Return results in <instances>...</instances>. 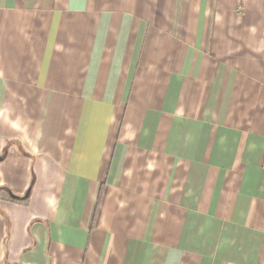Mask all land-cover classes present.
I'll return each instance as SVG.
<instances>
[{
    "label": "crops",
    "instance_id": "0c3cea01",
    "mask_svg": "<svg viewBox=\"0 0 264 264\" xmlns=\"http://www.w3.org/2000/svg\"><path fill=\"white\" fill-rule=\"evenodd\" d=\"M0 264H264V0H0Z\"/></svg>",
    "mask_w": 264,
    "mask_h": 264
},
{
    "label": "water",
    "instance_id": "95a60500",
    "mask_svg": "<svg viewBox=\"0 0 264 264\" xmlns=\"http://www.w3.org/2000/svg\"><path fill=\"white\" fill-rule=\"evenodd\" d=\"M11 197H12L13 199H18V197L15 196V195H13L12 193H11ZM27 197H28V194H27Z\"/></svg>",
    "mask_w": 264,
    "mask_h": 264
}]
</instances>
